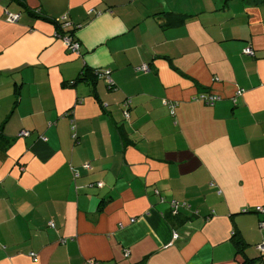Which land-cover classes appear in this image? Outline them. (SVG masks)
Listing matches in <instances>:
<instances>
[{"label":"crops","instance_id":"crops-1","mask_svg":"<svg viewBox=\"0 0 264 264\" xmlns=\"http://www.w3.org/2000/svg\"><path fill=\"white\" fill-rule=\"evenodd\" d=\"M257 205L264 0H0V264H264Z\"/></svg>","mask_w":264,"mask_h":264},{"label":"built area","instance_id":"built-area-1","mask_svg":"<svg viewBox=\"0 0 264 264\" xmlns=\"http://www.w3.org/2000/svg\"><path fill=\"white\" fill-rule=\"evenodd\" d=\"M18 18V14H8V20L9 21H16ZM66 24V23H64ZM62 40L65 44V46L67 47V49L71 50V51H74V52H78L79 51V47H80V43L75 39L73 38L71 35H63L62 36ZM241 52L243 54H247V55H253L254 54V51L252 49L251 46L249 45H246L244 46L242 49H241ZM137 69L141 70V71H149V65L146 64V63H142L141 65H139L137 67ZM94 74L96 75V77L98 78H107L108 81L109 80V70H104V71H100V70H95ZM242 93V90L241 89H238L234 95V98L233 100H235V98L238 96V95H241ZM220 99V96L219 95H216V94H211V93H205V92H199L197 93L195 96H193V100H196V101H202L204 102L205 104H208V105H212L215 101L219 100ZM128 102L129 101H125L123 106H124V117L125 118H128L129 117V111L127 110V107H128ZM163 103L168 105L169 108L171 109V112L173 111V107H174V104L170 103L168 104L166 100H163ZM72 128H74V126H72ZM28 131H25V130H22L19 132V135L20 136H24V135H27ZM85 168H88V164H85L84 165ZM74 177H77V173H75L73 175ZM100 185V184H98ZM255 211L256 212H259V213H264V206L262 205H257L255 208ZM259 225L261 227H264V219L260 220L259 222ZM174 237H177L176 234H174ZM257 247L261 250V251H264V243H260L257 245ZM84 264H95V261L92 260V259H86ZM238 264H243V263H238Z\"/></svg>","mask_w":264,"mask_h":264},{"label":"trees","instance_id":"trees-1","mask_svg":"<svg viewBox=\"0 0 264 264\" xmlns=\"http://www.w3.org/2000/svg\"><path fill=\"white\" fill-rule=\"evenodd\" d=\"M67 35H70V34H67ZM87 70H88V69H87ZM86 73H87V72H86ZM91 73L94 75L93 71H91ZM87 76H88V75H86V74H85V71H84V75H83V77H81V78H83V79H87ZM94 76L96 77V75H94Z\"/></svg>","mask_w":264,"mask_h":264}]
</instances>
